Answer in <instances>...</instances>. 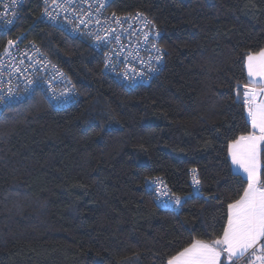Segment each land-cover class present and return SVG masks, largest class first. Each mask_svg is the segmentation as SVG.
Wrapping results in <instances>:
<instances>
[{
	"label": "trees",
	"instance_id": "16d2710c",
	"mask_svg": "<svg viewBox=\"0 0 264 264\" xmlns=\"http://www.w3.org/2000/svg\"><path fill=\"white\" fill-rule=\"evenodd\" d=\"M113 9L142 12L161 32L164 61L147 84H120L86 40L41 22L38 0L26 1L17 32L78 97L54 107L36 90L0 112V264H166L222 236L227 204L246 187L228 144L251 131L237 86L249 83L247 54L264 48V0ZM260 168L264 179V145ZM156 180L182 199L176 211L159 205Z\"/></svg>",
	"mask_w": 264,
	"mask_h": 264
},
{
	"label": "built area",
	"instance_id": "2783aa9c",
	"mask_svg": "<svg viewBox=\"0 0 264 264\" xmlns=\"http://www.w3.org/2000/svg\"><path fill=\"white\" fill-rule=\"evenodd\" d=\"M26 1L19 0L17 5H13L11 0H0V32L6 36L0 50V96L5 97L0 101V112L6 105L29 97L36 90H40L54 107L71 105L78 97L67 73L37 43L26 38L24 32H17ZM114 1L105 0L102 3V0H71L69 3L68 0H47L45 3V0H38V19L70 37L86 40L102 55L103 71L123 86L147 84L159 73L164 61L161 32L153 20L142 12L115 11ZM49 13L55 19H51ZM137 13L153 22L155 28L152 24L146 27L143 19H128L119 24L113 15L124 21L125 18H135ZM9 20L12 23H7ZM109 29H113L115 34L109 33ZM155 31L160 33L159 37L153 34ZM144 33L149 35L147 41ZM106 34L107 39L95 40V35ZM115 36L120 37L119 41ZM9 40H13L14 44L9 46ZM153 43L161 49L160 53L152 48ZM157 55L161 56V60L155 59ZM153 68L158 71H152ZM68 90L71 96L67 95ZM154 184L160 206L162 201L176 198L164 192V184L160 180ZM168 208L177 210L178 206Z\"/></svg>",
	"mask_w": 264,
	"mask_h": 264
},
{
	"label": "snow or ice",
	"instance_id": "6c2138e0",
	"mask_svg": "<svg viewBox=\"0 0 264 264\" xmlns=\"http://www.w3.org/2000/svg\"><path fill=\"white\" fill-rule=\"evenodd\" d=\"M68 2L70 3L71 0ZM103 2L105 0H102ZM11 3L17 5L19 0H11ZM48 15L51 19H55L50 13ZM113 15L119 24L128 19H143L146 27L152 24L153 29L155 28L154 23L148 21L140 13H137L135 18H125L124 21L116 18L115 14ZM80 22L84 23L83 20ZM7 23H12V21L9 20ZM108 31L115 34L113 29ZM153 34L156 37L160 35L158 31ZM144 38L146 41L149 39L148 33H144ZM105 39H107V34L105 36L95 35L96 41ZM115 39L119 41L120 37L115 36ZM7 43L11 46L14 41L9 40ZM152 48L157 53L161 52L155 43L152 44ZM155 59L159 61L161 56L157 55ZM246 68L250 83L243 85V100L239 95H237V100L246 108V120L250 121L252 131L238 136L228 144L231 163L238 166L234 175L240 176L242 183L246 181V187L243 188V193L238 199L227 204V219L223 226L222 236L210 243L195 240L168 258L166 264H238L242 259L246 261V264H264V179L261 178L259 163L261 146L264 145V98L258 99V97H264V48L255 53L250 51L247 54ZM152 71H158V69L153 68ZM256 78L259 80L257 81ZM67 95L71 96L70 90L67 91ZM4 99L5 97L0 96V101ZM193 183L199 185L200 181L194 179ZM199 191V188H196L197 194ZM182 202L181 198L167 199L161 202V206L164 208L180 206ZM222 255L226 256V262L221 260Z\"/></svg>",
	"mask_w": 264,
	"mask_h": 264
},
{
	"label": "crops",
	"instance_id": "0c3cea01",
	"mask_svg": "<svg viewBox=\"0 0 264 264\" xmlns=\"http://www.w3.org/2000/svg\"><path fill=\"white\" fill-rule=\"evenodd\" d=\"M247 80L249 81V83H250V80L248 79V77H247ZM257 87H259V84H257ZM243 96V95H242ZM260 98H264V97H258V99H260ZM245 112H246V108H245ZM246 115H247V112H246ZM249 123H250V121H249ZM251 126V125H250ZM251 131H252V129H251ZM229 159H230V162H231V157L229 156ZM259 163H260V158H259ZM231 167H232V169H233V171L234 172H236L237 171V169H238V166H236V165H232V163H231ZM241 172H242V170H241Z\"/></svg>",
	"mask_w": 264,
	"mask_h": 264
},
{
	"label": "rangeland",
	"instance_id": "374dc122",
	"mask_svg": "<svg viewBox=\"0 0 264 264\" xmlns=\"http://www.w3.org/2000/svg\"><path fill=\"white\" fill-rule=\"evenodd\" d=\"M245 68H246V61H245ZM246 73H247V68H246ZM247 77H248V74H247ZM248 79H249V78H248ZM256 79H257V81L259 80V78H256ZM204 242H205V241H204ZM208 243H210V242H208ZM221 260L226 262V256H225V255H222ZM238 264H246V261L244 262L243 260H240V261L238 262Z\"/></svg>",
	"mask_w": 264,
	"mask_h": 264
},
{
	"label": "water",
	"instance_id": "95a60500",
	"mask_svg": "<svg viewBox=\"0 0 264 264\" xmlns=\"http://www.w3.org/2000/svg\"><path fill=\"white\" fill-rule=\"evenodd\" d=\"M237 89H241V90H243V85H238V86H237Z\"/></svg>",
	"mask_w": 264,
	"mask_h": 264
},
{
	"label": "bare ground",
	"instance_id": "6f19581e",
	"mask_svg": "<svg viewBox=\"0 0 264 264\" xmlns=\"http://www.w3.org/2000/svg\"><path fill=\"white\" fill-rule=\"evenodd\" d=\"M176 211V210H175Z\"/></svg>",
	"mask_w": 264,
	"mask_h": 264
}]
</instances>
